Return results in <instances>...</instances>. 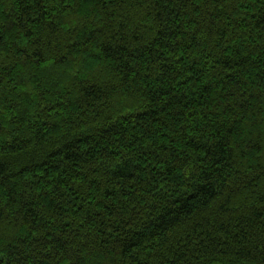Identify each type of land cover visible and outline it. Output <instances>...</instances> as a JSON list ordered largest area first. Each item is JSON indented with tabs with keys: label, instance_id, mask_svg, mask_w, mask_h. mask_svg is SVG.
Segmentation results:
<instances>
[{
	"label": "trees",
	"instance_id": "16d2710c",
	"mask_svg": "<svg viewBox=\"0 0 264 264\" xmlns=\"http://www.w3.org/2000/svg\"><path fill=\"white\" fill-rule=\"evenodd\" d=\"M0 264H264V0H0Z\"/></svg>",
	"mask_w": 264,
	"mask_h": 264
}]
</instances>
